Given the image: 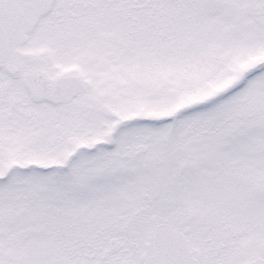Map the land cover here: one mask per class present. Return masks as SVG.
I'll list each match as a JSON object with an SVG mask.
<instances>
[{"label":"snow or ice","instance_id":"obj_1","mask_svg":"<svg viewBox=\"0 0 264 264\" xmlns=\"http://www.w3.org/2000/svg\"><path fill=\"white\" fill-rule=\"evenodd\" d=\"M0 264H264V0H0Z\"/></svg>","mask_w":264,"mask_h":264}]
</instances>
